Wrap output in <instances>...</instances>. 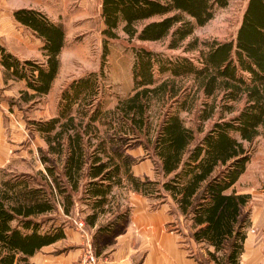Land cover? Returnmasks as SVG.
<instances>
[{
    "label": "trees",
    "instance_id": "1",
    "mask_svg": "<svg viewBox=\"0 0 264 264\" xmlns=\"http://www.w3.org/2000/svg\"><path fill=\"white\" fill-rule=\"evenodd\" d=\"M230 1L101 0L102 69L109 44L121 38V31L129 41L141 42L171 35L169 47L177 48L197 25L208 23L216 9ZM13 14L44 41L47 58L42 64L21 61L0 46L6 79H25L33 93L24 90L21 98L30 102L50 91L66 34L62 24L40 10L19 8ZM133 49L135 92L105 112L116 131L109 139L94 141L99 133L95 123L104 113L100 107L87 122L77 121L72 113L73 105L94 91L96 72L74 80L63 91L66 104L59 116L33 122L47 142L46 150L39 149L45 172L40 171L39 178L21 174L0 182V264L26 262L42 247L65 238L67 221L42 218L58 207L71 216L76 204L83 202L89 209L83 221L86 228L96 229L95 236L119 233L131 208L109 203L114 186L123 184V169L135 192L175 204L189 224L185 235L199 247L194 255L201 264H240L251 224L248 205L252 194L238 191L236 184L251 159L246 142L264 136V0H248L236 38L213 43L201 53L199 64L187 57H165L143 45ZM156 72L171 77L157 83ZM182 76H191L195 89L180 100L176 78ZM201 94L204 106L196 113L200 121L214 116L218 96L223 111L207 131L199 122L187 126L179 114L181 108L192 111ZM159 96L174 99L178 109L165 111L154 128L148 110ZM241 99L244 106L235 115L225 116L224 112L235 111L232 102ZM142 135L163 180L142 179L131 172L137 161L127 149ZM108 212L110 218L101 223V216ZM50 221L52 225L44 230Z\"/></svg>",
    "mask_w": 264,
    "mask_h": 264
},
{
    "label": "rangeland",
    "instance_id": "2",
    "mask_svg": "<svg viewBox=\"0 0 264 264\" xmlns=\"http://www.w3.org/2000/svg\"><path fill=\"white\" fill-rule=\"evenodd\" d=\"M29 1L31 5L42 9L51 20L62 24L65 30V45L60 54L62 65L59 77L60 85L56 90L39 95L34 99L35 101L32 100L30 102H26L21 98L22 92L27 88L23 83H20L14 89L6 88L8 92L0 88V182L2 179H17L21 174H30L39 178L40 171L45 172V164L41 160L39 149L43 148L46 150L47 142L35 130L33 122L48 120L60 115L62 108L66 104L63 100V91L70 88L74 80L87 76L91 72L97 73L94 91H91L87 97H81L73 105L72 113L75 114L77 121L83 119L87 122L91 114L100 107L104 113L100 114L101 119L95 123L99 126V133L98 138H95L94 141L99 142L100 138L109 139L116 131L109 125V117L105 112L114 109L121 101L127 99L135 92L133 77L134 46H146L172 59L187 57L199 64L201 53L208 51L213 43L236 38L248 3V0H231L228 6L217 8L214 17L205 25H197L193 34L177 48L169 47L171 35L161 41L141 42L136 39L129 41L127 35L121 31V38L113 40L109 44L110 50L106 64L102 69L104 49L101 30L104 24L100 15L101 0ZM159 18L154 17L152 19ZM39 60L40 58L32 61L41 64ZM169 77H171L169 73L156 72L157 83ZM176 87L180 100L195 89L191 76L177 77ZM29 91L33 93L32 89ZM3 94L6 96L4 100H2ZM218 97L217 110L214 116L203 122L198 119V114H196L197 108L204 106V96L202 94L196 100L192 111L181 108L179 114L185 124L193 127L199 122L204 125V129L207 131L214 121L219 118L220 114L223 113L220 96ZM211 99L209 98L208 101H212ZM232 104L235 111L224 112L227 117L235 115L244 106L245 101L241 99L238 102H232ZM176 109L178 107L174 99L169 97L161 98L160 96L154 98L148 110L153 127L156 128L165 111L174 112ZM118 131L121 132V130ZM236 136L238 137L239 134L236 133ZM131 142L132 146L127 151L137 161L133 169L135 176L137 175L142 179L148 176L152 180H163L162 177L157 175L156 165L151 158V154H149L150 152L146 150L149 144L146 136L142 135L141 138H135ZM246 147L250 149L251 159L236 188L238 191H247L252 194V199L248 205L251 218H264V136L257 137L252 143L246 142ZM120 174L123 178V184L114 186L113 197L110 198L111 202L109 205H117L119 203L121 209L132 206L131 215H133V218L140 216L154 218L150 213L144 214V209L147 211L151 209L158 211V214H161L163 218H174L175 221L169 226V229L177 230V232L184 234L181 236L184 247L191 248V250H199V247L194 245V242L191 243L190 239L185 235L189 233V224L184 219H182L183 221H177V218L184 217L177 212L172 201L161 203L157 198L147 199V197L132 189L124 169ZM88 212L87 206L83 202H78L71 216L64 214L63 209L58 207L57 210L43 215L42 218H58L57 223L67 221L65 223L67 225L66 230L72 229L76 234L80 235L84 233L86 238L82 237L85 244L83 246L86 249L87 243L90 242L97 253L100 248H104L112 242V236H95V228L88 227L84 231L79 230L77 222L81 221V219L83 220ZM110 216L111 212H108L101 216L100 221H107ZM51 225L52 222L50 221L43 229L48 230ZM117 230L119 231L120 228H117ZM70 244L72 242L62 241L48 247L47 251L52 250L55 253L61 252L60 250L68 251ZM83 259L84 256L77 263L79 264L80 262L81 264ZM20 264L29 263L21 262Z\"/></svg>",
    "mask_w": 264,
    "mask_h": 264
},
{
    "label": "crops",
    "instance_id": "3",
    "mask_svg": "<svg viewBox=\"0 0 264 264\" xmlns=\"http://www.w3.org/2000/svg\"><path fill=\"white\" fill-rule=\"evenodd\" d=\"M19 8H34L43 12L42 9L31 5L29 0H0V46L5 47L6 51L21 61L40 58V63H45L47 57L42 50L44 41L32 29L15 19L14 10ZM61 68L60 64L59 72L49 92L56 90L60 85ZM20 83L26 85V90H30L25 79H6L4 67L0 61V88L8 92L6 88L14 89ZM2 97L4 100L6 96L3 94ZM135 166L136 164L132 167V173ZM133 174L135 175V173ZM147 199L151 200L149 197ZM130 208L131 211L123 229L112 236L110 244L97 251L96 264H201L194 255L196 250L184 247L181 237L184 234L169 229V226L175 221L174 218H163L161 214H158V211L152 209V211L144 209V214L150 213L154 218H145L144 216L133 218L131 215L133 207ZM182 219L184 218H177V221ZM250 219L251 224L247 228L240 264H264V218ZM78 229L80 230L79 227ZM82 237L86 238V235L84 233L76 234L72 229L66 230L65 238L42 247L26 262L29 264H78L77 261L82 260L86 250ZM188 238L190 239V237ZM62 241L72 242L68 251L60 250L61 252L56 253L52 250L47 251L48 247ZM190 241L194 242L192 239ZM193 244L197 245L195 242Z\"/></svg>",
    "mask_w": 264,
    "mask_h": 264
},
{
    "label": "built area",
    "instance_id": "4",
    "mask_svg": "<svg viewBox=\"0 0 264 264\" xmlns=\"http://www.w3.org/2000/svg\"><path fill=\"white\" fill-rule=\"evenodd\" d=\"M78 223V227L84 231V229L86 228L85 222L83 220L77 222ZM87 247L85 250V254H84V259H83V263L82 264H96L97 263V253L95 252V250L93 249L92 245L90 244V242L87 243Z\"/></svg>",
    "mask_w": 264,
    "mask_h": 264
}]
</instances>
